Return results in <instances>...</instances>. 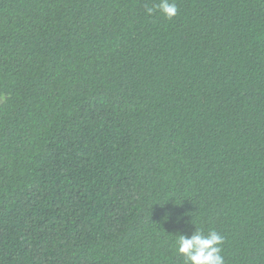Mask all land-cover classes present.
<instances>
[{
  "label": "trees",
  "instance_id": "16d2710c",
  "mask_svg": "<svg viewBox=\"0 0 264 264\" xmlns=\"http://www.w3.org/2000/svg\"><path fill=\"white\" fill-rule=\"evenodd\" d=\"M170 2L0 0V264H264V0Z\"/></svg>",
  "mask_w": 264,
  "mask_h": 264
},
{
  "label": "clouds",
  "instance_id": "9594fccd",
  "mask_svg": "<svg viewBox=\"0 0 264 264\" xmlns=\"http://www.w3.org/2000/svg\"><path fill=\"white\" fill-rule=\"evenodd\" d=\"M155 10L167 19L174 18L178 13L176 3L170 0H159ZM153 11V8L147 9L148 14H152ZM175 243L178 253L184 257V264H225L221 254L224 238L215 230L205 234L195 228L190 236L180 234Z\"/></svg>",
  "mask_w": 264,
  "mask_h": 264
}]
</instances>
